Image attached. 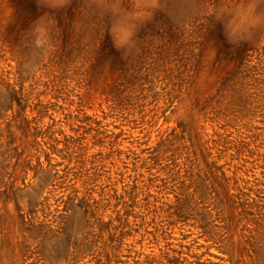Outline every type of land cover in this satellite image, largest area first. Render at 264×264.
Wrapping results in <instances>:
<instances>
[{"label":"rangeland","instance_id":"1","mask_svg":"<svg viewBox=\"0 0 264 264\" xmlns=\"http://www.w3.org/2000/svg\"><path fill=\"white\" fill-rule=\"evenodd\" d=\"M0 264H264V0H0Z\"/></svg>","mask_w":264,"mask_h":264}]
</instances>
